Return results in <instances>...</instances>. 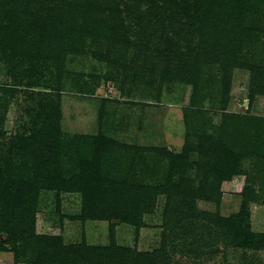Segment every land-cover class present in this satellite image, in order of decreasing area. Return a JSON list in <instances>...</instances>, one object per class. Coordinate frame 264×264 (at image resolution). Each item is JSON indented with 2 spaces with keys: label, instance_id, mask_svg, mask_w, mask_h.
Returning a JSON list of instances; mask_svg holds the SVG:
<instances>
[{
  "label": "rangeland",
  "instance_id": "374dc122",
  "mask_svg": "<svg viewBox=\"0 0 264 264\" xmlns=\"http://www.w3.org/2000/svg\"><path fill=\"white\" fill-rule=\"evenodd\" d=\"M0 264H264V0H0Z\"/></svg>",
  "mask_w": 264,
  "mask_h": 264
},
{
  "label": "trees",
  "instance_id": "16d2710c",
  "mask_svg": "<svg viewBox=\"0 0 264 264\" xmlns=\"http://www.w3.org/2000/svg\"><path fill=\"white\" fill-rule=\"evenodd\" d=\"M220 0H218V3ZM215 3L213 2L211 4L212 8H209L207 11L209 14L214 15L215 14H221L223 9H230L229 5L227 2H225L223 5L218 6L214 5ZM197 11V16H200V12L202 11L201 8L197 7L195 9ZM220 11V12H219ZM226 12V11H225ZM232 20L224 21V20H216V22L213 23V29L217 30V40L216 43H221V39H225V37L228 34V28L231 24ZM215 34V33H214ZM231 46V42L228 44ZM218 48V47H217ZM206 196V195H205ZM208 199V198H204ZM249 220V213L247 210L246 205H242L240 208V211L237 215L236 221L232 222V224L229 227V232L232 235L233 242L237 247L240 248H245V249H251V250H259L262 246L260 243L257 241V237L250 231V226L248 223Z\"/></svg>",
  "mask_w": 264,
  "mask_h": 264
}]
</instances>
